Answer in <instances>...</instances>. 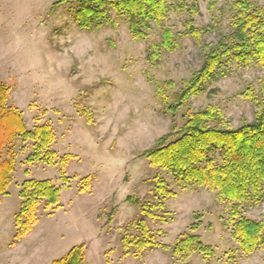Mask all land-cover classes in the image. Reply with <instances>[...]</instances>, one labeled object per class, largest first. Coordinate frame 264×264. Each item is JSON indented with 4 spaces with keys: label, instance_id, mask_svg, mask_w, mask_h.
Masks as SVG:
<instances>
[{
    "label": "rangeland",
    "instance_id": "rangeland-1",
    "mask_svg": "<svg viewBox=\"0 0 264 264\" xmlns=\"http://www.w3.org/2000/svg\"><path fill=\"white\" fill-rule=\"evenodd\" d=\"M56 1L0 0V79L11 86L9 103L22 111L29 130L46 123L56 135L53 164L28 159L35 151L32 139L19 136L13 145L16 169L8 193L0 194V264H50L81 244H86L88 264H183L173 245L193 223H199L197 233L215 253L211 258L195 253L189 264H264V246L244 254L232 236L229 203L215 191L176 182L143 154L172 130L173 118L157 96V82L172 80L182 87L200 67L201 47L187 37L179 49L163 52L152 63L148 54L160 41L158 30L137 39L124 20L115 28L85 30L67 5L53 10ZM197 1L201 14L196 24H211L215 13L214 19L222 21L220 32H227L230 0ZM184 17L173 11L168 23L181 30ZM218 38L212 32L203 44ZM263 78L260 66L234 67L191 96L189 104L195 110L217 106L238 126L252 121L257 110L242 92L249 85L259 89ZM185 111L176 114L179 127ZM30 178L51 179L60 187L61 207L47 209L42 200L28 237L17 244L22 239L15 237L20 191ZM159 179L175 192L162 208L144 211L126 200L131 196L157 204ZM241 212L264 219V198L243 203ZM140 220L154 240L170 248L149 247L136 255Z\"/></svg>",
    "mask_w": 264,
    "mask_h": 264
},
{
    "label": "trees",
    "instance_id": "trees-1",
    "mask_svg": "<svg viewBox=\"0 0 264 264\" xmlns=\"http://www.w3.org/2000/svg\"><path fill=\"white\" fill-rule=\"evenodd\" d=\"M62 4L68 6L74 21L85 30L115 28L121 20L128 23L130 33L137 39H146L158 30L160 41L153 43L148 54L152 63H157L163 52L179 49L187 37L201 47L200 67L184 80L182 87L176 88L172 80L157 82V96L173 118L172 130L143 154L153 166L171 173L176 182L215 191L220 201L231 205L232 236L242 253L252 254L261 249L264 219L245 217L241 207L243 203L264 198V78L259 89L249 85L242 92L257 110L252 121L244 120L238 126H232L219 107L210 105L195 110L189 99L203 93L210 83L226 77L234 67L256 65L264 69V4L230 0L228 31L223 33L220 32L222 21L214 19L215 13L211 24L203 27L196 24V17L201 14L197 0H58L52 9ZM173 11L185 15L181 30H175L168 23ZM212 32H218V41L203 44V38ZM10 91L11 86L0 79V194L8 193L16 169L13 145L19 136L35 142V151L29 160L44 159L47 164H53L56 154L51 148L56 140L52 127L44 123L29 130L22 111L9 103ZM183 107L186 111L179 127L175 118ZM155 188L161 198L157 204H142L131 196L126 200L142 206L144 211H152L157 206L162 208L164 201L175 195L165 179H159ZM20 197L21 208L15 217L16 239L23 238L32 229L42 200L47 209L61 207V188L51 179L25 180ZM139 223L142 237L135 242L136 255L149 247L170 248L154 240L145 221ZM198 229L199 223H193L188 231L179 234L173 245V254L183 264H189L195 253L205 258L214 256V248L204 243ZM86 248V244L74 246L51 264H88Z\"/></svg>",
    "mask_w": 264,
    "mask_h": 264
},
{
    "label": "crops",
    "instance_id": "crops-1",
    "mask_svg": "<svg viewBox=\"0 0 264 264\" xmlns=\"http://www.w3.org/2000/svg\"><path fill=\"white\" fill-rule=\"evenodd\" d=\"M29 233H30V232H29ZM29 233H27V234H26L21 240H19L17 244L24 243L25 240H26V237H28ZM67 253H68V252H67ZM67 253H66V254H67ZM52 262H53V261H52ZM52 262H51V263H52ZM51 263H50V264H51Z\"/></svg>",
    "mask_w": 264,
    "mask_h": 264
}]
</instances>
